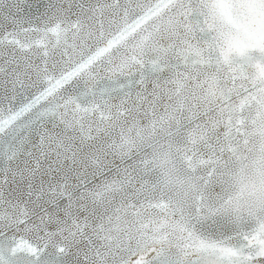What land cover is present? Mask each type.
<instances>
[{"label": "snow or ice", "instance_id": "snow-or-ice-1", "mask_svg": "<svg viewBox=\"0 0 264 264\" xmlns=\"http://www.w3.org/2000/svg\"><path fill=\"white\" fill-rule=\"evenodd\" d=\"M0 264H264V0H0Z\"/></svg>", "mask_w": 264, "mask_h": 264}]
</instances>
